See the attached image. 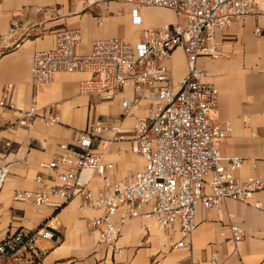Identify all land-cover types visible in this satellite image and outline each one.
<instances>
[{
  "label": "built area",
  "instance_id": "built-area-1",
  "mask_svg": "<svg viewBox=\"0 0 264 264\" xmlns=\"http://www.w3.org/2000/svg\"><path fill=\"white\" fill-rule=\"evenodd\" d=\"M84 6L104 2H125L131 9L132 22L140 25L139 9L161 6L175 14L173 23L146 28L138 40L113 36L95 39L87 53H79L80 28H62L53 48L38 50L32 63V81L51 83L59 72H84L92 77L79 82L82 95L97 94L109 100L122 89H131L133 97L123 98L120 117L99 118L87 128L76 129L72 142L61 143L48 162L40 165L46 173L34 176L36 187L17 191L16 201H31L38 210H61L78 196L82 207L102 210L90 219L100 228V243L123 250L117 245L123 225L142 217L156 222L164 231L179 226L180 241L175 247H192L200 207L220 210L228 199L248 202L264 188V158L226 156L221 145L233 129L231 120L219 121V89L204 80L200 58L214 60L229 57L220 34L238 20L264 16V0H80ZM42 10V8H39ZM19 24L0 37V52L18 48L33 35L27 27L15 37ZM256 34L264 31L257 27ZM182 49L187 74L176 79L167 61ZM13 85L6 86L11 93ZM141 102L145 113L134 114ZM0 106L15 108L11 101ZM19 124L32 127L40 117L47 124L59 123L56 106L40 109L37 105L20 109ZM135 117L132 150L144 160V168L121 180L111 176L114 163L106 151L128 138L123 120ZM245 124L250 126L249 118ZM252 173L241 179L237 173L245 165ZM11 164L0 166V190L11 172ZM234 214H230L233 217ZM118 217V218H117ZM235 242L241 241L244 229L228 225ZM55 227L48 221L37 228H21L0 240V264H42L47 252L41 241L58 244ZM206 264H220L213 253Z\"/></svg>",
  "mask_w": 264,
  "mask_h": 264
},
{
  "label": "crops",
  "instance_id": "crops-1",
  "mask_svg": "<svg viewBox=\"0 0 264 264\" xmlns=\"http://www.w3.org/2000/svg\"><path fill=\"white\" fill-rule=\"evenodd\" d=\"M138 14L142 22L135 25L125 2L104 1L86 7L80 0H0V37L15 23L20 25L16 38L27 27L33 32L18 48L0 52V100L15 105L14 109L0 106V166L12 165L0 190V240L21 228H37L48 221L61 241L39 243L47 252L42 264H206L213 253H218L220 264H264V188L248 202L226 200L219 211L200 207L192 247H175L181 239L178 225L166 232L153 220L131 219L123 225L117 243L121 253L100 243V228L92 227L90 219L103 211L82 207L81 196L56 212L38 210L31 201L14 200L17 191L36 187L34 176L47 172L40 164L48 162L61 143L72 142L76 129L87 128L99 118L120 117L122 99L133 97L131 89H120L106 101L94 93L80 94L79 82L92 77L84 72H59L51 83L35 84L31 74L34 53L53 48L62 28H80L82 41L77 51L87 53L95 39L130 36L136 41L144 29L175 21L174 12L161 6H143ZM257 27L264 31V16L236 21L219 35L230 56L198 61L206 74L204 80L219 89V115L215 118L233 124L221 145L226 156L264 158V33L257 35ZM167 65L176 79L187 74L180 48ZM8 84L13 90L7 94ZM31 105L40 109L56 106L59 123L47 124L37 117L32 127L19 124L20 109ZM146 106L141 102L136 111L143 114ZM123 124L127 140L106 151L107 160L115 165L111 171L115 180L144 168L143 158L132 150L134 115ZM251 173L247 164L237 175L246 179ZM231 222L244 229L239 242L228 228Z\"/></svg>",
  "mask_w": 264,
  "mask_h": 264
},
{
  "label": "rangeland",
  "instance_id": "rangeland-1",
  "mask_svg": "<svg viewBox=\"0 0 264 264\" xmlns=\"http://www.w3.org/2000/svg\"><path fill=\"white\" fill-rule=\"evenodd\" d=\"M135 35H136V33H135ZM129 37H130V36H129ZM129 37H128L127 39H128V40H131L132 38L130 37V39H129ZM136 112L139 113L138 111H136V109H134L133 113L136 114Z\"/></svg>",
  "mask_w": 264,
  "mask_h": 264
}]
</instances>
